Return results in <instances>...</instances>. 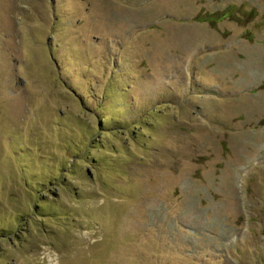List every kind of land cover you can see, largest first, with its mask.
Listing matches in <instances>:
<instances>
[{
  "label": "rangeland",
  "instance_id": "rangeland-1",
  "mask_svg": "<svg viewBox=\"0 0 264 264\" xmlns=\"http://www.w3.org/2000/svg\"><path fill=\"white\" fill-rule=\"evenodd\" d=\"M0 264H264V0H0Z\"/></svg>",
  "mask_w": 264,
  "mask_h": 264
},
{
  "label": "trees",
  "instance_id": "trees-1",
  "mask_svg": "<svg viewBox=\"0 0 264 264\" xmlns=\"http://www.w3.org/2000/svg\"><path fill=\"white\" fill-rule=\"evenodd\" d=\"M211 19H212V17L211 18H209V20L211 21Z\"/></svg>",
  "mask_w": 264,
  "mask_h": 264
}]
</instances>
